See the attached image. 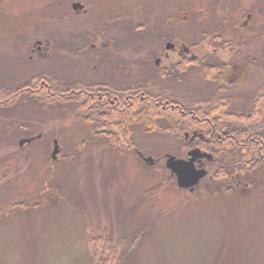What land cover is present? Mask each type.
<instances>
[{
	"label": "rangeland",
	"instance_id": "374dc122",
	"mask_svg": "<svg viewBox=\"0 0 264 264\" xmlns=\"http://www.w3.org/2000/svg\"><path fill=\"white\" fill-rule=\"evenodd\" d=\"M179 1L192 27L203 20L216 29L208 12L235 24V0ZM58 2L69 8L67 0H0V87L33 74L21 62L27 32L57 28L65 46L80 40L75 30L88 16L47 19ZM123 43L134 48L130 38ZM57 63L70 73L77 68L56 61L54 71ZM53 103L25 96L0 108V264H97V243L117 247L121 264H264L261 190L238 196L203 183L182 191L164 166L166 155L180 157L166 136L135 137L153 159L144 165L128 147L89 135L73 103ZM23 140L29 142L19 148ZM52 140L60 150L55 162ZM215 190L222 193H209Z\"/></svg>",
	"mask_w": 264,
	"mask_h": 264
},
{
	"label": "flooded vegetation",
	"instance_id": "af4514ba",
	"mask_svg": "<svg viewBox=\"0 0 264 264\" xmlns=\"http://www.w3.org/2000/svg\"><path fill=\"white\" fill-rule=\"evenodd\" d=\"M67 1L68 9L58 2L46 18L61 21L68 12L87 15L89 23L75 30L80 40L65 46L57 41V28L44 27L38 36L35 32L21 36V62L32 65L33 74L22 83L17 80L10 89L24 86L23 97L48 98L57 104L67 99L88 100L87 112L76 109V116L96 141L101 140L100 134L126 132L125 146L139 158L135 137L162 131L167 143L178 150L177 158L186 160L192 149L208 155L196 163L207 171L201 185L222 184L225 189L234 182L223 192L239 196L259 189L264 194V180L254 176L247 181L238 164L235 174L219 176L222 160L216 158L223 154L222 149H229L228 123L235 129V118L245 116L253 121L257 114H264V0H235V24L228 25L223 18L206 13L210 21L218 22L216 29H209V23L203 20L192 27L186 8H176L179 0ZM141 15L144 22L138 24ZM129 38L134 45L132 51L126 48L127 43L123 45ZM70 60L77 63L72 73L58 63L59 68L53 70L56 61ZM132 96L178 119L159 131H150L152 128L143 126L142 115L137 112L130 122L119 126L111 120V111L118 107L120 98L126 105ZM157 97L159 102L154 103ZM259 104L262 109H258ZM208 115L213 123L206 121ZM242 155L245 151L239 152L237 161ZM249 157L264 163V155L258 151H252Z\"/></svg>",
	"mask_w": 264,
	"mask_h": 264
},
{
	"label": "trees",
	"instance_id": "16d2710c",
	"mask_svg": "<svg viewBox=\"0 0 264 264\" xmlns=\"http://www.w3.org/2000/svg\"><path fill=\"white\" fill-rule=\"evenodd\" d=\"M24 86H18L15 89H5L0 87V108H7L9 106H13L19 98L24 94L23 90ZM18 92L19 95H14ZM23 97V96H22ZM47 103H53L50 99H45ZM63 103H73L75 108L81 112L86 113L87 109L91 102L88 100H77V99H67L66 101H60ZM158 97L155 99L154 103H158ZM125 100L123 98L119 99L118 107L111 111V120L114 122H118L120 126L122 124H126V122H130L131 116L135 113H139L142 115L143 119H140V122L143 123V126L151 127L150 131H159L164 125H171L175 119L178 117H170L163 114L159 108H156L152 105L142 104L137 97L132 96V98H128L126 101V105L124 104ZM258 109H262V105H258ZM90 120V118H89ZM152 120V121H149ZM227 120V119H225ZM206 121L212 122L211 115L206 117ZM235 129L233 128V123H228V127H230V132L227 136L230 144H228L229 149H222L223 154L221 156H217L216 158L219 161V157H221L222 163H220V167H222L218 174L219 176L226 177L232 174H235L236 168L235 164H238V168H240V173L244 175V178L248 181L249 177L260 176L264 180V163L261 159H258L257 162H254V159L249 157V154L252 151H258L261 155H264V114H257L255 119L251 121L245 116H239L235 118ZM227 122V121H226ZM166 123V124H164ZM223 125V124H222ZM222 125L219 124L218 127ZM233 125V126H232ZM232 129H234L232 131ZM160 131L158 134H162ZM220 135H222L220 133ZM128 133L118 132L108 134H100L99 137L106 139L107 143L111 146L116 147H126L128 141ZM217 136V133L214 134ZM124 137V138H123ZM226 139V137H225ZM257 143V144H255ZM235 149V154H234ZM245 151L246 155H242L237 161V157L239 152ZM256 160V158H255ZM96 249L94 256L98 259L96 260L97 264H121L122 254L119 249L112 248L108 245L100 246L98 243L96 244Z\"/></svg>",
	"mask_w": 264,
	"mask_h": 264
},
{
	"label": "water",
	"instance_id": "95a60500",
	"mask_svg": "<svg viewBox=\"0 0 264 264\" xmlns=\"http://www.w3.org/2000/svg\"><path fill=\"white\" fill-rule=\"evenodd\" d=\"M195 136L196 134L194 133L192 138ZM54 144L55 147L52 152L53 159L58 152L56 142H54ZM20 146H22L21 143ZM188 156L189 159L186 161L178 160L173 156H167L165 168L171 173L172 176H175L176 185L179 189L193 192L197 184L206 176V171L200 167L196 168L194 163L201 158L206 157V155L202 154L198 149H193L188 153ZM144 162L149 165L153 164V160L151 158H145Z\"/></svg>",
	"mask_w": 264,
	"mask_h": 264
}]
</instances>
